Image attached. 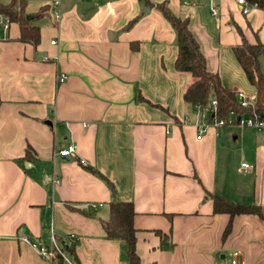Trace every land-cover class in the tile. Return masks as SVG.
<instances>
[{"label":"crops","instance_id":"1","mask_svg":"<svg viewBox=\"0 0 264 264\" xmlns=\"http://www.w3.org/2000/svg\"><path fill=\"white\" fill-rule=\"evenodd\" d=\"M149 1L26 0L29 15L48 6L33 21L40 42L21 41L14 22L0 40V264H70L42 257L22 235L73 245V264H129L102 224L114 194L134 204L141 264H264V218L236 215L223 239L230 215L205 198L256 204L264 215V132L210 126L197 138L205 119L184 99L191 77L175 68L177 34L157 5L189 19L226 88L249 93L233 47L238 27L264 43V10L245 14L238 0ZM71 142L77 153L60 156Z\"/></svg>","mask_w":264,"mask_h":264},{"label":"trees","instance_id":"2","mask_svg":"<svg viewBox=\"0 0 264 264\" xmlns=\"http://www.w3.org/2000/svg\"><path fill=\"white\" fill-rule=\"evenodd\" d=\"M150 4L149 0H144ZM250 7H257L264 10V0H246ZM165 17L171 22L177 34L178 55L175 61V68L181 73L189 74L190 83L184 91V99L197 109H210L209 118L227 117L230 111L237 114L262 112L264 113V73L261 67V57L264 55V43L256 36V42L251 43L243 34L241 28L238 31L242 36L240 44L233 47L235 56L243 68L248 81L255 87L257 100L254 107L245 108L241 106L237 98V91L226 88L222 83L219 72L211 71L208 68L207 57L201 49L200 43L190 28L188 18L174 15L166 3L157 5ZM48 10V6L42 7L37 13L26 12V0H10L8 3L0 0V23L5 19L9 23H17L20 27V40L37 45L41 40L40 27L34 24V20L42 16ZM217 101L216 110L212 107V101ZM0 96V105H1ZM31 149L27 148V155ZM108 180V179H107ZM111 190L115 193L114 184L108 180ZM205 198L213 200L214 213H228L230 220L223 233L226 238L231 230L233 218L238 214L255 213L264 218L261 207L253 204L237 203L224 196L206 192ZM75 209L74 207L70 206ZM136 211L132 201H123L114 194L109 202V216L102 221L108 238L121 240L126 248L129 264H141L137 253V227L134 218ZM167 239V238H166ZM166 239H163V246H167ZM70 255L74 253L73 245L66 249ZM55 256L62 257L59 252Z\"/></svg>","mask_w":264,"mask_h":264},{"label":"built area","instance_id":"3","mask_svg":"<svg viewBox=\"0 0 264 264\" xmlns=\"http://www.w3.org/2000/svg\"><path fill=\"white\" fill-rule=\"evenodd\" d=\"M238 2L242 5V11L243 13H248L250 10V6L246 0H238ZM55 4L59 5V1H56ZM213 14H217V8H212ZM57 17L60 16V12H56ZM10 27V23L8 21L1 22L0 23V40L6 39L8 35V30ZM55 42V41H54ZM67 78L66 75L62 74L60 77L61 81H64ZM237 98L240 102L241 106L245 108H251L254 107L256 100H257V94L256 93H249L245 90H238L237 91ZM217 101H212V107L214 110H216ZM202 117L205 119L202 122H200L197 126L198 135L197 138H202L203 134L208 130L210 126L215 127H221V126H248V127H254L259 131L264 132V113L262 112H254V113H244V114H237L236 111L232 110L228 114L227 117H214L212 121L206 120V118H209L210 109L206 108L201 111ZM78 145L74 142L69 143L66 147L62 148L59 151L60 156H71L77 153ZM80 162L82 164H87V161L83 158L80 159ZM244 167H249L248 163L242 164ZM71 238H74V235H71ZM53 245L52 247H48L47 245L32 240L27 235L21 236V241L24 243L29 244L31 247H33L35 250L39 252V254L44 258L53 259L57 252L61 254V256L66 259L70 264H73V261L69 258L68 253L66 252V247L60 246L57 242L56 238L53 236ZM217 264H237L236 258H232L230 260H224Z\"/></svg>","mask_w":264,"mask_h":264},{"label":"rangeland","instance_id":"4","mask_svg":"<svg viewBox=\"0 0 264 264\" xmlns=\"http://www.w3.org/2000/svg\"><path fill=\"white\" fill-rule=\"evenodd\" d=\"M4 2H8V1H10V0H3ZM261 67H262V71H263V73H264V55L261 57ZM250 89H252L253 90V88H250ZM249 92V91H248ZM250 93H254V92H252L251 90H250Z\"/></svg>","mask_w":264,"mask_h":264},{"label":"water","instance_id":"5","mask_svg":"<svg viewBox=\"0 0 264 264\" xmlns=\"http://www.w3.org/2000/svg\"><path fill=\"white\" fill-rule=\"evenodd\" d=\"M28 17H29V18H31L32 16H31V15H29ZM0 20H1V17H0Z\"/></svg>","mask_w":264,"mask_h":264}]
</instances>
